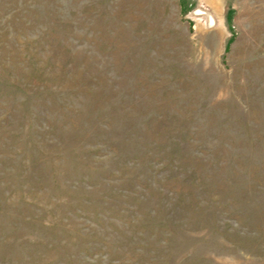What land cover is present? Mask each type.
I'll use <instances>...</instances> for the list:
<instances>
[{
	"label": "rangeland",
	"instance_id": "rangeland-1",
	"mask_svg": "<svg viewBox=\"0 0 264 264\" xmlns=\"http://www.w3.org/2000/svg\"><path fill=\"white\" fill-rule=\"evenodd\" d=\"M0 264H264V0H0Z\"/></svg>",
	"mask_w": 264,
	"mask_h": 264
},
{
	"label": "bare ground",
	"instance_id": "bare-ground-1",
	"mask_svg": "<svg viewBox=\"0 0 264 264\" xmlns=\"http://www.w3.org/2000/svg\"><path fill=\"white\" fill-rule=\"evenodd\" d=\"M199 11H200V10H197V12H198V15H200V14H201ZM199 13H200V14H199ZM208 18H209V20H208V23H207V25L209 24V26H208V27L210 28V27H212V26H213V20H212V19H211V17H209V16H208Z\"/></svg>",
	"mask_w": 264,
	"mask_h": 264
}]
</instances>
